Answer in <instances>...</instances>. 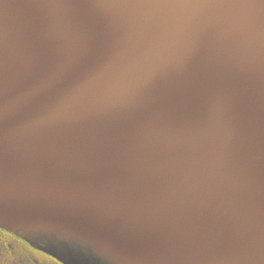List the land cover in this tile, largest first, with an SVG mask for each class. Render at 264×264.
I'll return each mask as SVG.
<instances>
[{"label": "water", "instance_id": "water-1", "mask_svg": "<svg viewBox=\"0 0 264 264\" xmlns=\"http://www.w3.org/2000/svg\"><path fill=\"white\" fill-rule=\"evenodd\" d=\"M0 229L60 264H264V4L0 0Z\"/></svg>", "mask_w": 264, "mask_h": 264}, {"label": "snow or ice", "instance_id": "snow-or-ice-1", "mask_svg": "<svg viewBox=\"0 0 264 264\" xmlns=\"http://www.w3.org/2000/svg\"><path fill=\"white\" fill-rule=\"evenodd\" d=\"M259 3L264 4V0H259ZM104 66L97 65L90 59L88 52L81 55L79 58L69 62H59L51 68L44 81V86L54 95L57 103L53 109L54 112L62 110L71 100L79 94L81 89L103 70ZM50 116L46 115L45 120ZM71 232H63L65 238L77 242L79 241L76 231L71 225L67 226ZM100 245L111 247L105 243ZM112 264H120L118 259H112Z\"/></svg>", "mask_w": 264, "mask_h": 264}, {"label": "flooded vegetation", "instance_id": "flooded-vegetation-1", "mask_svg": "<svg viewBox=\"0 0 264 264\" xmlns=\"http://www.w3.org/2000/svg\"><path fill=\"white\" fill-rule=\"evenodd\" d=\"M16 250L27 258L28 264H60L50 256L30 247L21 239L0 229V264H7L9 253Z\"/></svg>", "mask_w": 264, "mask_h": 264}, {"label": "rangeland", "instance_id": "rangeland-1", "mask_svg": "<svg viewBox=\"0 0 264 264\" xmlns=\"http://www.w3.org/2000/svg\"><path fill=\"white\" fill-rule=\"evenodd\" d=\"M7 264H28V260L25 256L19 253V250H16L15 252L9 253Z\"/></svg>", "mask_w": 264, "mask_h": 264}]
</instances>
